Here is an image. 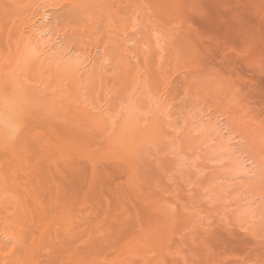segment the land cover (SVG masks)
<instances>
[{
  "label": "rangeland",
  "instance_id": "374dc122",
  "mask_svg": "<svg viewBox=\"0 0 264 264\" xmlns=\"http://www.w3.org/2000/svg\"><path fill=\"white\" fill-rule=\"evenodd\" d=\"M176 1L0 0L4 70L12 60L15 21L19 26L49 9L50 33L59 37L47 61L34 58L25 69L29 79L44 73L43 87L35 91L39 98L30 96L29 121L24 115L20 128L25 142L21 133L14 134L26 151L21 153L14 141L18 152L10 146L0 155L21 159L20 172L5 165V175L14 178L9 182L18 194L23 190L24 204L34 200L43 206L53 199L49 217L65 211L77 224L84 219L81 228H97L98 233L87 232L82 241L95 239L106 259L118 262L113 264H125V253L130 264H264V0ZM78 57L91 61L73 76L76 81L55 78L62 61L70 66ZM44 93L56 102L43 105L45 95L53 98ZM99 108L108 116L104 114L108 128L95 115ZM128 108L145 118L142 126L162 109L170 135L164 146L149 142L130 147L135 164L106 149L118 131L116 120ZM188 129L202 137L193 148L185 137ZM172 161L177 170L168 168ZM2 162L0 166L7 163ZM157 203L174 208L177 219L149 210ZM82 241L77 248L90 242Z\"/></svg>",
  "mask_w": 264,
  "mask_h": 264
},
{
  "label": "bare ground",
  "instance_id": "6f19581e",
  "mask_svg": "<svg viewBox=\"0 0 264 264\" xmlns=\"http://www.w3.org/2000/svg\"><path fill=\"white\" fill-rule=\"evenodd\" d=\"M157 1V0H156ZM159 1V0H158ZM165 1V0H164ZM179 1V0H178ZM176 1V2H178ZM171 1H169L170 3ZM174 2V0H173ZM13 3V2H12ZM11 3V4H12ZM14 4V3H13ZM171 4V3H170ZM176 4V3H175ZM179 4V3H178ZM14 6V5H13ZM17 6V5H16ZM168 6V5H167ZM172 6V4H171ZM190 6V5H189ZM264 6V5H263ZM166 7V6H165ZM173 7H174V4H173ZM175 7H177V5H175ZM18 8V7H17ZM20 8V7H19ZM49 8V7H48ZM163 9V7H161ZM160 8V9H161ZM171 8V7H170ZM169 8V9H170ZM28 9V8H27ZM46 9V8H45ZM157 9V8H156ZM165 9V8H164ZM168 9V10H169ZM14 10V9H13ZM19 9H17L18 11ZM25 10V9H24ZM32 10V9H31ZM167 10V11H168ZM15 11V12H17ZM162 11V10H161ZM159 12V13H162V15L164 14L163 12ZM166 13V11H164ZM170 12V11H169ZM174 12V11H173ZM176 12V11H175ZM18 13V12H17ZM33 13V11L31 12ZM168 13V12H167ZM166 13V15H167ZM30 14V12H29ZM137 14V13H136ZM176 14V13H175ZM22 15V14H21ZM161 16V15H160ZM177 16V15H176ZM29 17V15H28ZM50 17H51V11L49 9H46L44 11H39L37 12V14L34 13V15L30 16V18H27L25 19L24 21H22L23 23H20L19 26L17 25V23H19L18 21H15L16 23L14 24L16 28H14L13 26V31L15 33L13 39L15 40V43L12 45V56L10 57V60H11V63L8 65L7 68H5V70L3 69L4 68V63H0V66L2 68H0V100L2 99H7L9 101L12 102L13 104V108H14V113H15V116H14V121H13V126L11 128H7V127H4L2 125H0V155L2 152L6 151L5 149H9L10 146H11V149H16L17 147L19 148L20 146H25L24 143L23 145H20L18 146V142L17 140L19 141V138L22 137L23 140L25 138L23 132L20 131V128L22 127V123L24 121V115H26V113L28 114V109H30V106L32 105L30 103V96H34L36 90L39 89V87H43V76L44 73H41L39 75V77H37V79L34 77L32 79H29L27 78V73H25V69L26 67L29 66V62L34 59V58H37V59H42L43 61L46 60V56L47 54H49L52 50L55 51V44L57 43V40H58V36L55 35L54 33L51 34L50 33V28H49V20H50ZM169 17V16H168ZM167 17V18H168ZM180 17V16H179ZM131 18V17H130ZM8 22V21H7ZM1 25V24H0ZM138 27V26H137ZM136 27V29H137ZM123 28V26H122ZM126 34V33H125ZM13 36V35H12ZM124 37V36H123ZM155 37V36H154ZM12 38V37H11ZM10 38V40H11ZM125 38V37H124ZM156 38V37H155ZM157 39V38H156ZM3 40H7V39H3ZM167 43V42H166ZM171 43V42H170ZM143 47V46H142ZM160 47V46H159ZM144 48V47H143ZM58 49V48H57ZM140 49V48H139ZM161 49V48H159ZM69 52V51H68ZM57 53V52H56ZM63 52H61L62 54ZM167 53V52H166ZM174 53H177V52H174ZM59 54V53H58ZM60 54V55H61ZM65 54V53H64ZM67 54V53H66ZM151 54V53H150ZM157 54V53H156ZM161 55V54H160ZM170 55V54H169ZM175 55V54H174ZM62 56V55H61ZM176 56V55H175ZM179 56V55H178ZM64 57V55H63ZM62 57V58H63ZM90 57V56H89ZM87 58L86 60L80 57H78L80 60L76 61V62H70V66H66L68 64H66L65 66H62L64 65V62L62 61V65L61 67H57V69L54 71V76H56L55 78H62L63 79L67 78L72 80L74 82V78L73 76H76L77 73H78V76H79V71H81L82 69H84L85 67V63L88 61H91L90 59L91 58ZM57 58V57H56ZM55 58V59H56ZM173 58V56L171 57ZM176 58V57H175ZM180 58V57H179ZM64 59V58H63ZM177 59V58H176ZM172 60V59H171ZM42 61V62H43ZM47 61V60H46ZM172 61H175L176 60H172ZM179 61V60H178ZM57 62V60H56ZM174 62V63H175ZM55 63V62H54ZM56 64V63H55ZM177 64V63H175ZM174 64V65H175ZM45 65V64H44ZM57 66V65H56ZM177 66V65H176ZM6 67V66H5ZM45 67V66H43ZM173 67V66H172ZM179 68V67H178ZM169 70H171L170 68H168ZM149 70V69H148ZM160 70V69H159ZM41 71V70H40ZM158 71V70H157ZM162 71V70H161ZM43 72V71H42ZM76 74V75H75ZM82 74V73H81ZM80 74V75H81ZM158 74V76H157ZM188 74V73H187ZM31 75V74H30ZM84 74H82L83 76ZM95 76H98V75H95ZM156 76L159 78V79H163V75L161 76V74L158 72L156 73ZM77 78V77H76ZM76 78H75V81H76ZM79 78V77H78ZM96 83H98L99 81L101 82V80H103V77L100 78L99 77H96ZM79 80V79H78ZM162 81V80H161ZM99 82V84H100ZM143 82V81H142ZM46 83V82H45ZM76 83V82H75ZM73 84V83H72ZM71 84V85H72ZM139 84V83H138ZM182 84V83H181ZM210 84V83H209ZM140 85V84H139ZM142 86V84H141ZM139 88V86H138ZM209 88V87H208ZM222 88H224L222 86ZM137 89V88H136ZM146 90V89H145ZM39 91V90H38ZM135 91V90H134ZM137 91V90H136ZM33 93V94H32ZM42 93V92H40ZM217 93V92H215ZM38 94V93H37ZM37 94H35V96H37ZM44 94H47V93H44ZM49 94V93H48ZM47 94V95H48ZM52 94V93H51ZM193 94V93H192ZM232 94V93H231ZM40 95V94H39ZM38 95V96H39ZM50 95V94H49ZM54 95V93H53ZM194 95V94H193ZM227 95V94H226ZM37 96V97H38ZM52 96V95H50ZM47 96L45 95V99H47L46 101L43 102L44 100V97L41 98V102H43V105L46 104V106H48L49 104H52L53 101L56 102V100H54V96H52L51 100H49V98H46ZM33 97H31L32 99ZM39 98V97H38ZM161 98V97H160ZM34 99V98H33ZM55 99H56V96H55ZM109 100V99H108ZM35 101V100H34ZM33 101V102H34ZM58 101V100H57ZM164 101V100H163ZM45 103V104H44ZM35 104V103H34ZM38 104V103H36ZM40 104V103H39ZM42 104V103H41ZM56 104V103H54ZM79 105V104H78ZM106 105V104H105ZM104 105V106H105ZM145 105V104H144ZM36 106V105H35ZM38 106V105H37ZM41 107V106H40ZM83 107V106H82ZM129 107V106H128ZM32 108V107H31ZM42 108V107H41ZM40 108V110H41ZM76 108V107H75ZM74 108V109H75ZM102 108V107H101ZM99 108V112L98 113H95V115H97L96 117L98 118V121L99 123L100 122H104L105 123V120L107 118H105V116H107L105 113V111L103 109ZM104 108V107H103ZM109 108V107H108ZM134 108V107H133ZM168 108V107H167ZM34 109V108H33ZM36 109V108H35ZM43 109V108H42ZM52 109V108H51ZM50 109V110H51ZM78 109V108H77ZM100 109L102 111H100ZM129 110H126L124 113L125 115L122 114L123 118L120 120L118 119V123L117 120L115 122L116 125H118L116 128L118 129V131L116 130V134L114 137H112V139L110 138V142L108 143V147L106 149L110 150V152L113 151V154L108 152L107 150V153H110V155L114 156V152H120L119 155L121 156H125L126 158V161L128 163L126 164H129V163H134L136 162L137 160V156L135 155H132L131 156V153L129 152V150H133L135 149L136 147H138L139 145H145L146 143H149V142H155L161 146H164V145H167V139L169 138V133H168V130L167 129V126H166V122H165V113L162 115V114H159L160 113V110L156 111L154 113V116L153 118L150 120L149 123H147L148 125L147 126H142V122L144 121V119H142L139 115H137V113H135L132 109L128 108ZM32 110V109H31ZM38 110V109H37ZM36 110V111H37ZM82 110V109H81ZM92 110V109H91ZM30 111V110H29ZM44 111V110H43ZM88 111V110H87ZM104 111V113H102ZM107 111V110H106ZM32 112V111H31ZM30 112V113H31ZM42 112V110L40 111ZM50 112V111H49ZM81 112V111H80ZM167 112V111H166ZM228 112V111H227ZM34 113V112H33ZM86 113H89V112H86L85 111V114L84 116L87 117L88 114ZM32 114V113H31ZM105 114V116H104ZM143 116V115H142ZM28 116L26 115V118ZM84 117V118H85ZM108 117V116H107ZM151 117V116H150ZM167 117V116H166ZM29 118V117H28ZM27 118L26 121H29V119ZM89 118V117H88ZM93 121L95 119V116L92 117ZM86 120V119H85ZM109 120V119H108ZM106 120V122L108 121ZM167 120V119H166ZM83 121V120H82ZM87 121H89V119H87ZM92 121V123H94ZM97 122L96 125V128L98 127L97 125L99 124L97 120H95ZM193 121V120H192ZM25 122V121H24ZM28 123V122H27ZM86 123V122H85ZM91 123V122H90ZM91 123V124H92ZM101 123V124H102ZM103 123V125L101 126H104V129H105V126L106 128H108L107 124L105 125ZM108 123V122H107ZM25 123H23L24 125ZM84 124V123H83ZM109 124V123H108ZM86 125V124H85ZM241 125V124H240ZM25 126V125H24ZM94 126V124H93ZM26 127L27 124H26ZM25 127V128H26ZM169 127V126H168ZM103 128V127H102ZM115 128V129H116ZM189 128V127H188ZM101 129V128H100ZM193 129V128H192ZM195 129V128H194ZM102 130V129H101ZM104 131V130H103ZM19 132V133H18ZM27 132V130H26ZM127 132V133H126ZM129 132V134H128ZM192 132L193 130H190L188 129L187 130V136H185L186 138H188L189 142H190V148H193L194 144L197 142V141H201V136L199 135H192ZM23 134V135H18L20 136L17 140H14V134ZM29 133H27L28 135ZM104 134V133H103ZM123 134V135H122ZM126 134L128 135V137L126 138ZM157 134V135H156ZM17 135H15L16 137ZM122 136V137H121ZM125 136V137H124ZM104 137V136H103ZM21 138V140H22ZM105 138V137H104ZM125 138V139H124ZM107 139V138H106ZM22 140V141H23ZM24 140V142H25ZM15 141V143L17 144L16 145V148H12L13 147V142ZM230 141L231 139H229L228 141V145H230ZM107 142V141H106ZM105 142V143H106ZM128 143L129 146V149L127 148L126 146V152L123 150L124 148V145H126V143ZM14 143V144H15ZM198 143V142H197ZM233 143V142H232ZM231 143V146L232 145H235L234 143L232 144ZM236 143V142H235ZM19 144H22L20 143L19 141ZM29 144V143H28ZM193 146V147H192ZM133 147V149L131 148ZM139 148V147H138ZM21 153H23V150L21 147ZM105 149V150H106ZM18 149H16V152ZM123 150V151H122ZM137 150V149H136ZM11 151V150H10ZM26 151V149L24 150V152ZM134 151V150H133ZM9 152V151H8ZM12 152V151H11ZM135 152V151H134ZM20 153V154H21ZM127 153H130L127 154ZM4 156L3 157H8L9 155L7 153H3ZM2 154V155H3ZM7 156H6V155ZM13 152L11 153L10 156H12ZM26 155V153H24ZM116 154V153H115ZM135 154V153H134ZM14 155V154H13ZM24 155V156H25ZM128 155V156H126ZM137 155V154H136ZM16 157V155H14ZM19 156V155H18ZM118 157V155H115ZM114 156V157H115ZM119 156V157H121ZM2 157V156H1ZM0 157V158H1ZM15 157L12 159L9 160V158L11 157H8L7 160L5 159L4 162H2L4 159L1 158V162L2 163H6V164H3L2 166H0V264H113V263H116L114 262V260L116 259H113L112 262L109 260V258L106 259V257L104 256V250L103 251H99V249H97V245L94 246L93 243H95V239L94 240H91L92 237H90V239L88 241H90L89 243H87V245L84 247L83 245H85V242L82 241L83 238L85 237H88L89 235H86L84 236V234H88L91 232H95L97 230V228L95 229L93 227V230L90 231V229L88 228H85V226H87L85 224V226H82L81 228V223L82 221L84 220L82 217V221L81 223L78 225L77 223H75L73 221V218L72 217V220H70L71 216L69 217L67 212H60L58 211L55 206H59V205H55L53 206L54 208V213L53 214H57L55 211L57 210L59 215H52V213H49V215L51 217L48 216V212L49 210H53L52 209V203H54V201L50 200L48 201V204H47V201H45L44 205L42 203V205L44 206H41L40 203H38V201H32L30 200L28 202V200L25 202L26 204H24V199L21 197L23 194L21 193L23 190H21V192L19 194H22L21 196L18 194V190L17 188L15 187H12L14 186L15 184H11L9 181L11 180H14V178H10L11 180H9L8 176H6V169H8L9 167L11 169H8V170H13L15 169V171H17V173L20 172L19 168H21V157H19L20 160H17V158L15 159ZM26 157V156H25ZM25 157H23L25 159ZM122 158V157H121ZM27 160V159H25ZM94 160V159H93ZM9 161V162H8ZM12 161V162H10ZM45 161V160H43ZM124 162V160H122ZM121 161V162H122ZM125 161V162H126ZM23 162V161H22ZM122 162V164H123ZM34 163V162H33ZM60 164V163H59ZM1 165V164H0ZM8 166V168L4 167V166ZM26 165H24L25 167ZM28 166V165H27ZM34 166L35 163H34ZM80 166H78L79 170H80ZM94 165L92 164L91 167H93ZM30 167V166H29ZM83 167V166H82ZM77 168V166H76ZM168 168L169 169H172V170H177L176 169V164L175 162L172 161V163L170 162V164H168ZM27 169V168H26ZM24 169V171L26 170ZM249 169V168H248ZM23 170V168H22ZM21 170L22 173H24L23 171ZM82 170V169H81ZM80 170V171H81ZM94 170V169H93ZM92 170V171H93ZM252 170V169H251ZM27 171V170H26ZM25 171V172H26ZM29 171V170H28ZM73 171V169H72ZM78 171V170H77ZM9 172V171H8ZM83 172V170H82ZM21 173V174H22ZM72 173V172H71ZM74 173V172H73ZM78 173V172H77ZM10 174V173H9ZM27 174V173H25ZM30 173H28L29 175ZM14 175V174H12ZM35 175V174H34ZM72 175H75V174H72ZM71 175V176H72ZM77 175V174H76ZM79 175V173H78ZM23 176V175H22ZM91 176V175H90ZM26 175L24 176V179H25ZM29 178V176H27ZM30 177L32 178V175L30 174ZM94 177V176H93ZM128 177V176H127ZM15 178H17L15 176ZM33 179V178H32ZM95 179V178H94ZM17 179H15L16 181ZM27 180V179H26ZM32 181V180H31ZM33 182V181H32ZM42 182V181H41ZM35 183V182H34ZM32 183V184H34ZM42 184V183H41ZM84 184V183H83ZM26 186H28L27 184H25ZM16 186V185H15ZM21 186V185H20ZM30 186V185H29ZM24 187V186H23ZM35 187V186H34ZM21 189V188H20ZM25 189V188H24ZM85 189V188H83ZM36 192V191H35ZM50 193V192H49ZM55 193V192H54ZM53 193V194H54ZM38 194V193H37ZM52 194V192H51ZM60 194V193H59ZM12 197L14 196L17 200H15L14 198L12 197H9L11 196ZM47 195V194H46ZM58 195V194H56ZM55 195V196H56ZM50 196V195H48ZM83 196V195H82ZM33 197V196H32ZM42 197V196H40ZM45 197V196H44ZM52 197V195H51ZM61 197V196H59ZM36 198V197H34ZM33 198V199H34ZM47 198V197H46ZM26 199V197H25ZM44 199V198H43ZM62 200H64L63 198H61ZM13 200V201H12ZM37 200V199H36ZM62 200H59L62 202ZM57 201V200H56ZM64 202V201H63ZM71 201H68V203H70ZM60 203V202H59ZM58 203V204H59ZM67 203V205H68ZM47 204V205H45ZM61 204V203H60ZM71 204V203H70ZM75 204V203H74ZM158 204V203H157ZM6 205L9 207H6ZM51 205V206H50ZM63 205V204H61ZM60 205V206H61ZM66 205V206H67ZM64 206V205H63ZM68 207V206H67ZM70 207V206H69ZM51 208V209H50ZM73 208V207H72ZM155 208V213H161L162 216L165 218V217H174L175 219H177L176 217V214H175V211H174V208L173 210L169 209L170 207H166L165 205H163L162 203L161 204H158L156 207H150L149 210ZM6 209H7V212H11L10 214L6 212ZM92 209V208H91ZM242 209V208H241ZM64 210V208H63ZM247 210V209H246ZM48 211V212H47ZM163 211H165L163 214ZM52 212V211H50ZM83 212V211H82ZM79 213V212H78ZM241 213V212H240ZM248 213V212H247ZM246 214H244L246 217ZM8 217H6V216ZM75 215V214H74ZM84 215V213H83ZM77 216V215H76ZM156 216V214H155ZM158 216V215H157ZM161 217V215H159ZM184 216V215H182ZM79 217V216H78ZM85 217V216H84ZM243 215H242V218H244ZM87 218V217H86ZM162 218V217H161ZM78 219V218H77ZM166 219V218H165ZM240 219V218H239ZM249 221V220H247ZM87 223V221H85ZM89 223V222H88ZM244 223V222H243ZM160 223H158V226ZM170 224V223H169ZM168 225V224H167ZM91 226V225H90ZM95 226V225H94ZM92 227V226H91ZM155 227V226H154ZM84 228V229H83ZM159 228V227H157ZM160 228H162L161 231H163V227L160 226ZM92 229V228H91ZM150 230V229H149ZM83 231L85 233H83ZM159 231V230H158ZM97 232V231H96ZM98 233V232H97ZM148 233V232H147ZM80 234V235H79ZM82 234V235H81ZM159 234V233H158ZM92 235H95V234H92ZM150 235V234H149ZM82 236V237H81ZM96 236V235H95ZM94 236V238H96ZM98 237V236H97ZM149 237V236H148ZM4 240H3V239ZM146 238V237H145ZM86 239V238H85ZM84 239V240H85ZM100 239V238H99ZM107 239V238H106ZM105 239V240H106ZM136 239V238H134ZM139 239V238H138ZM102 240V239H101ZM104 240V239H103ZM145 240V239H144ZM157 240V239H156ZM79 241H82L84 244L80 246L82 248H77V243H79ZM108 241V239H107ZM131 241V240H130ZM138 241V240H137ZM147 241V240H146ZM155 241V240H154ZM98 242V241H97ZM100 242V240H99ZM105 243H107L106 241L103 242V247L104 249L105 248ZM130 243V242H129ZM132 243V242H131ZM142 243V242H141ZM96 244V243H95ZM108 244V243H107ZM138 244V242L136 243ZM155 244V243H154ZM100 245V244H99ZM102 245V244H101ZM78 246V247H79ZM126 246V245H125ZM132 246V245H131ZM130 246V247H131ZM139 246V245H138ZM137 246V247H138ZM91 247V249H90ZM107 247V246H106ZM124 246L122 245V248ZM128 248V246L126 247V249ZM152 248V246H151ZM150 247H147V250H151ZM88 249V250H87ZM90 249V250H89ZM109 249V247H108ZM106 249V252L107 250ZM129 249V248H128ZM143 249V248H141ZM87 250V251H86ZM98 250V252H97ZM117 250V249H116ZM115 250V251H116ZM113 250V253L115 252ZM126 250L124 249L123 252H125ZM140 251H143V250H140ZM158 251V250H157ZM119 252H122V251H118L115 252V253H119ZM129 252V251H128ZM127 252V253H128ZM138 253L137 250L134 251V253H128V254H131V259H134L132 258L133 255ZM156 252V251H155ZM159 252V251H158ZM149 253V252H148ZM124 253H120V255H123ZM151 254V253H150ZM149 254V255H150ZM111 255V254H110ZM126 256V253L124 254ZM147 255V253H146ZM154 255V254H153ZM124 256V257H125ZM129 256V255H128ZM135 256V255H134ZM138 256V255H137ZM109 257V255H108ZM120 257V256H119ZM124 257L121 259V261L123 262H128L127 264H130L129 261L130 259H128V257L126 256V259L127 261H125L126 259H124ZM137 258V257H136ZM135 258V259H136ZM149 258V257H148ZM158 258V257H157ZM155 258V260L157 259ZM124 259V260H123ZM135 259L133 260V262L135 261ZM161 259V257L159 258ZM138 260V259H137ZM151 262H152V259H150ZM119 261V259H118ZM132 261V260H131ZM141 261V260H140ZM146 261V260H145ZM143 262V261H142ZM159 262V261H158ZM118 263V262H117ZM120 263V261H119ZM125 263V264H126ZM138 262H136L137 264ZM154 263H156V261H154ZM121 264V263H120ZM146 264V263H145ZM153 264V262H152Z\"/></svg>",
  "mask_w": 264,
  "mask_h": 264
},
{
  "label": "clouds",
  "instance_id": "9594fccd",
  "mask_svg": "<svg viewBox=\"0 0 264 264\" xmlns=\"http://www.w3.org/2000/svg\"><path fill=\"white\" fill-rule=\"evenodd\" d=\"M14 116L12 102L7 99L0 100V125L11 128L13 126Z\"/></svg>",
  "mask_w": 264,
  "mask_h": 264
}]
</instances>
